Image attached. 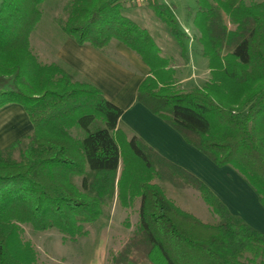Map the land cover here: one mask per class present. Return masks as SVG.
<instances>
[{
    "label": "trees",
    "instance_id": "16d2710c",
    "mask_svg": "<svg viewBox=\"0 0 264 264\" xmlns=\"http://www.w3.org/2000/svg\"><path fill=\"white\" fill-rule=\"evenodd\" d=\"M44 1L0 0V108L18 104L31 124L0 148V264H37L21 225L74 238L115 198L126 208L138 198L139 207L137 226L113 264L153 257L164 264H264V233L233 217L198 178L127 136L118 123L122 110L95 85L31 51ZM64 1L62 32L79 45L103 50L115 41L136 54L148 68L136 101L216 166L233 168L264 207V0H193L187 17L209 76L187 91L178 86L172 57L124 15L130 0ZM145 6L186 59L189 37L173 4ZM155 179L197 191L217 221L182 210Z\"/></svg>",
    "mask_w": 264,
    "mask_h": 264
},
{
    "label": "crops",
    "instance_id": "0c3cea01",
    "mask_svg": "<svg viewBox=\"0 0 264 264\" xmlns=\"http://www.w3.org/2000/svg\"><path fill=\"white\" fill-rule=\"evenodd\" d=\"M145 8L148 9L146 6ZM183 29L187 30L185 27ZM55 32L54 36L49 37V42L54 43L52 54L45 51L46 56L43 58L42 54H39L42 60L38 56L42 63L60 62L95 85L108 101L122 110L118 123L127 136L135 135L160 157L198 178L225 205L233 217L264 233V207L260 205L257 196L244 179L230 166H216L188 144L168 123L136 101L138 85L148 74V68L136 54L115 41H110L103 50H97L88 44H77L63 32L64 35L57 34V28ZM193 34L194 30L188 36V42L195 46V53L188 51L187 58L184 59L180 53V47H177L174 53L170 52L173 63L174 58H179L177 63H174L178 85L183 86L192 77L194 72L183 76V69L188 65L193 69L195 67L192 65L197 67L198 63L201 64L206 72L205 81L209 76L207 62L200 55V47L195 44ZM111 46L114 49L109 51L107 48ZM161 50L164 51V48ZM16 115L20 122L19 131L23 128L24 133L29 132L31 124L23 110H16ZM178 189L188 190L189 188ZM167 198L170 199L168 196ZM116 201L115 198L111 203L112 216ZM172 201L180 207L177 200ZM181 209L187 212L185 208Z\"/></svg>",
    "mask_w": 264,
    "mask_h": 264
},
{
    "label": "rangeland",
    "instance_id": "374dc122",
    "mask_svg": "<svg viewBox=\"0 0 264 264\" xmlns=\"http://www.w3.org/2000/svg\"><path fill=\"white\" fill-rule=\"evenodd\" d=\"M159 1L173 4L181 29H183V27L187 28L184 32L188 36L191 35L193 31L192 23L187 15L189 11L194 10V1ZM244 1L245 3H249L261 0ZM64 6V0L44 1L41 19L30 35V49L37 57L41 54L42 58L43 56L45 57V51L52 54L54 43L53 41L49 42V37L54 36L56 28L58 29L57 34H63L60 28V20L64 17ZM123 6L124 15L145 28L156 45L160 49L164 48V51L162 50L163 54L170 55V52L174 53L175 49L179 47L166 26L152 14L151 10L145 8V2L141 5H136L131 1H124ZM224 20L228 27L231 28L232 25L228 23L226 17H224ZM52 40H54V38ZM188 41L186 40L185 42L187 51L195 53V46ZM107 49L112 51L114 47L111 46ZM178 59L179 58H174V63H177ZM201 61L203 64V60ZM192 66L195 68L192 69V67L188 65L183 69L184 77L185 75H190L192 72L194 73H192V77L185 82L183 86L182 84L178 85L181 90L187 91L192 86H201L205 81V68L199 63L197 67L196 65ZM16 110L22 111L21 107L15 103H9L0 108V148L6 147L16 138L28 133V131L24 133L25 129L23 128L19 131L18 126L20 122L18 121ZM21 132L22 134L20 135ZM71 132L74 137H79L76 129H73ZM120 147L121 149H125L122 144H120ZM154 181L161 186L166 196L170 197L171 200H177L176 202H179L181 208H185L187 212L192 213L202 222L214 223L217 221V217L202 201L197 191L191 188L188 190L178 189L170 183L162 182L158 179ZM121 207L120 202L117 200L115 210H113V216L111 215V205L105 207L103 216L94 223L84 224L85 233L74 238L65 237L55 229L41 232L34 231L28 225L20 226L21 238L32 245L36 254L37 264H113V255H116L121 250L137 226L139 199H134L132 205L127 207L126 210H122ZM110 215L112 216L111 218ZM144 264L164 263L161 259L153 257L151 263L147 260Z\"/></svg>",
    "mask_w": 264,
    "mask_h": 264
},
{
    "label": "built area",
    "instance_id": "2783aa9c",
    "mask_svg": "<svg viewBox=\"0 0 264 264\" xmlns=\"http://www.w3.org/2000/svg\"><path fill=\"white\" fill-rule=\"evenodd\" d=\"M132 3L136 4V5H141L143 4L146 0H130Z\"/></svg>",
    "mask_w": 264,
    "mask_h": 264
}]
</instances>
